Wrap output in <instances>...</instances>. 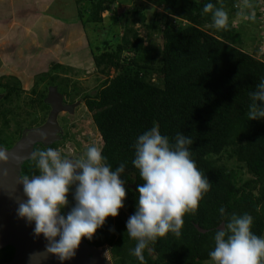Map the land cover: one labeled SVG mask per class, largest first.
<instances>
[{
    "label": "trees",
    "instance_id": "16d2710c",
    "mask_svg": "<svg viewBox=\"0 0 264 264\" xmlns=\"http://www.w3.org/2000/svg\"><path fill=\"white\" fill-rule=\"evenodd\" d=\"M117 1L75 0L78 21L85 29L103 23L104 12L117 18L112 24L118 23L117 11L123 10L119 14L123 33L111 35L103 46L89 47L95 71L105 80L94 95H82V102L102 140V155L108 164L113 170L126 164L121 179L125 182L123 209L128 218L137 209L136 189L143 183L132 164L138 136L154 123L170 139L180 132L191 136V159L210 181L211 189L196 213L184 217L181 236L169 233L144 256L145 264H205L214 248L215 231L226 222L220 207L225 208L227 217L250 214L252 232L261 237L264 234V119L249 121L246 115L249 94L264 79V57L260 60L241 50L243 40L230 23L236 0H146L165 13L160 17L155 11L150 21L143 5L130 8ZM209 2L228 13L227 29L210 27L211 14L203 12ZM114 4L116 9H111ZM137 24L161 35V47L154 50L134 28ZM67 72L61 65L51 64L24 98L16 78L9 77L0 84L4 94L0 101V148L11 150L25 131L46 122L51 112L46 104L50 89H55L62 102L65 96L74 98L66 84ZM60 74L65 78L59 79ZM39 84L42 87L38 90ZM35 107L44 113L42 117L32 111ZM223 155L234 161L230 166L243 167L250 177L238 179L222 162ZM35 174V162H23L19 177ZM76 187L71 186L69 204L61 210L65 217L75 206ZM197 227L205 232H198ZM126 233V221L119 212L117 217H109L91 240H82L95 249L107 247L112 264H141L130 254L135 241ZM13 256V248L0 249V264H8Z\"/></svg>",
    "mask_w": 264,
    "mask_h": 264
},
{
    "label": "clouds",
    "instance_id": "9594fccd",
    "mask_svg": "<svg viewBox=\"0 0 264 264\" xmlns=\"http://www.w3.org/2000/svg\"><path fill=\"white\" fill-rule=\"evenodd\" d=\"M242 8L251 9L252 4L242 0ZM203 12L211 14L210 27L227 29L229 16L222 6L209 2L203 6ZM254 18V14L245 17ZM249 95L248 120L264 119V79ZM39 135L42 141L48 140L46 133ZM192 145L191 136L180 132L170 139L161 134L156 123L139 135L134 144L132 164L143 183L137 185V209L126 222V234L135 241L130 254L141 264H145V251H153L158 240L169 233L176 238L181 236L184 217L196 213L211 189L210 181L191 159ZM8 153L0 148V163H8ZM15 159L19 163L23 157L17 155ZM30 159L38 174L19 178L27 200L19 203L17 214L29 224L34 222L35 236L42 235L47 243L43 252L30 254L29 261L40 264L51 255L63 264L75 256L83 238L91 240L109 217L119 215L126 198L125 182L121 179L126 164L113 170L102 149L94 144L75 159L62 156L51 146L34 150ZM73 185H77L76 203L65 217L61 210L69 204L67 197ZM219 213L226 222L216 229L214 248L205 264H264V237L252 232L253 217L247 213L227 217L223 206Z\"/></svg>",
    "mask_w": 264,
    "mask_h": 264
},
{
    "label": "rangeland",
    "instance_id": "374dc122",
    "mask_svg": "<svg viewBox=\"0 0 264 264\" xmlns=\"http://www.w3.org/2000/svg\"><path fill=\"white\" fill-rule=\"evenodd\" d=\"M192 1L201 2L203 0H192ZM249 2L252 4L251 9L242 8V0L235 1L234 12L232 14V18L230 19V23L232 25V29H235L237 32H239L243 40V47L241 48V50L247 54L256 56L260 60H263L264 12L262 10L264 7V2L262 0H249ZM117 3H120L122 5H130L131 6L130 8L143 5V8H146V14H147V9L149 12L148 21L152 19V16L155 13V11L160 17L165 16V13L162 10V8L154 6L153 2L151 3L146 0H118ZM66 4L67 1L64 2V4L62 5L66 6ZM116 7L117 5L114 4V6H111V9H116ZM149 8L152 10H150ZM122 11L123 10H120L119 12L117 11L118 14L116 15L118 16V19L121 20L118 23L112 24L115 22V20H117V18L116 19L111 18L110 17L111 13L104 12L101 15L102 18L104 19L103 23L94 24L93 26H88V29H86L87 31L86 43L88 44V46H93V47L103 46L105 42L109 41L108 39H110L111 35L120 36L123 33L122 24H121L123 23V19L120 17L121 15H119L120 13H122ZM253 14L255 17L254 19H245L246 16H252ZM63 16H65L66 20H69L71 18L69 12L68 13L65 12ZM134 28L137 29L141 37L146 38L145 39L146 41L148 40L150 44H153V49L155 47H161L162 45L161 35L151 33L148 29H145L140 24L135 25ZM149 33H151L150 34L151 36L148 38L147 35ZM63 55H64L63 56L64 60L71 59L70 55L74 56V52H71V49L69 50L67 49L65 50ZM81 58H79L80 60L74 59L70 66H68L67 65L68 63H65L64 60L62 62L63 63L62 67L68 69V72L66 74V78H67L66 84H68V91L74 95V98L71 99L70 97L65 96V98H63L64 108L56 116V122H57L56 125L59 130V133L57 134V141L61 142L60 149H63L61 152L63 154L64 153L66 154L67 152L68 156L67 155L66 156L68 158H73V159L82 156L86 152L87 148L93 144L100 148L102 147V140L92 123V118L90 113L84 107L81 96L94 95L97 92V89L99 88L100 84L105 80V77L101 76L100 74L97 73V71H95V67L92 63L90 66L87 65L86 61L85 64H83ZM83 60L90 61V57L86 56V59L83 58ZM51 64H57V63H54L53 61L51 62L49 61V63L43 61L41 62V66H42L41 68H34L30 70L29 73L28 70L20 71L23 75L31 74L28 77L24 76L25 78H27L26 85H22L19 82L22 91L21 94L22 98L26 97L28 94L30 95L29 92L34 87L35 79L41 74H45L48 71V68L50 67ZM8 71L9 70H4V69L0 70V84H4L5 82H7L6 81L7 78L12 77L11 75L8 74L9 73ZM113 76H114L113 72L111 71L109 77L112 78ZM64 78L65 77H63V75L60 74L59 79H64ZM39 85L40 86L38 87V90L41 89L42 87L41 84ZM3 95H4L3 92L1 93L0 90V101L2 100ZM32 111L36 112L37 117L39 118L44 115V113L40 111L39 107H35V109ZM12 126L13 124L11 123L10 130H12ZM71 151L74 152L73 156H70ZM221 158H222V162L228 165V167L232 165L234 162L233 160L228 159L226 155H223ZM229 170L234 172V174L236 175V177H238V179H242L245 181L250 177L246 173L243 167L236 168L235 166H230ZM119 212L120 214H122L125 221L127 222L129 218L127 213L124 211V209L123 208L120 209ZM262 237H264V234ZM98 251H99L100 259L107 262V264H112L111 256L109 254L107 247L100 248L98 249ZM106 251H108L107 255H105Z\"/></svg>",
    "mask_w": 264,
    "mask_h": 264
},
{
    "label": "crops",
    "instance_id": "0c3cea01",
    "mask_svg": "<svg viewBox=\"0 0 264 264\" xmlns=\"http://www.w3.org/2000/svg\"><path fill=\"white\" fill-rule=\"evenodd\" d=\"M65 12L71 16L69 20L63 16ZM77 16L75 0H0V70H9V75L26 85L24 76L31 74L23 75L21 70L29 73L41 68L43 61L62 66L67 49L74 52L71 59L64 60L68 66L81 57L83 64H93L87 31ZM86 56L90 61L83 60Z\"/></svg>",
    "mask_w": 264,
    "mask_h": 264
},
{
    "label": "water",
    "instance_id": "95a60500",
    "mask_svg": "<svg viewBox=\"0 0 264 264\" xmlns=\"http://www.w3.org/2000/svg\"><path fill=\"white\" fill-rule=\"evenodd\" d=\"M46 104L51 107V112L45 124L39 128L25 131L22 139L8 151V163H0V249L7 246L14 249L13 259L8 264H30V254L43 252L47 243L42 235L35 236L34 222L29 224L26 219L20 218L17 214L19 203L27 200L23 192V185L19 183L21 165L31 158L35 144L42 143L48 146L56 141L58 132L56 116L64 106L62 98L54 88L50 89ZM40 132L47 134L46 142L41 140ZM17 155L23 157L19 163L15 159ZM4 172H7L6 176ZM197 230L200 233L205 232L198 227ZM40 264H61V261L57 257L49 255L47 259L41 260ZM63 264H107V262L99 258L98 249L88 247L81 240L75 256L64 261Z\"/></svg>",
    "mask_w": 264,
    "mask_h": 264
},
{
    "label": "flooded vegetation",
    "instance_id": "af4514ba",
    "mask_svg": "<svg viewBox=\"0 0 264 264\" xmlns=\"http://www.w3.org/2000/svg\"><path fill=\"white\" fill-rule=\"evenodd\" d=\"M45 124V123H44ZM56 124H57V122H56ZM43 125V124H42ZM42 125H40V127L42 126ZM38 128H39V126H38ZM58 130V129H57ZM59 133V130H58V132H57V134ZM55 143H58V145L56 146V147H53V148H55V149H57V150H59L60 152L63 150V149H60V146H61V142H58L57 141V136H56V141L55 142H53V143H51V144H49L48 146H46V145H43L42 143H37V144H35V146L34 147H36L37 145H43L44 147H49V146H51V145H53V144H55ZM33 150H34V148H33ZM73 151H74V149H73ZM73 151H71L70 152V156H73L74 155V152ZM61 154H62V156H65V157H67L68 156V153L66 152V154L64 153H62L61 152ZM67 155V156H66Z\"/></svg>",
    "mask_w": 264,
    "mask_h": 264
}]
</instances>
